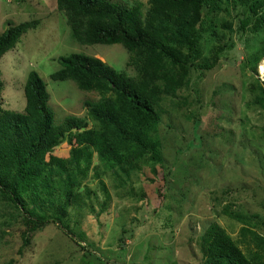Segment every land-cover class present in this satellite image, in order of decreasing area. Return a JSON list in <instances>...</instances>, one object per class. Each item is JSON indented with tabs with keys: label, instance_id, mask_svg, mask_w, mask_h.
Returning <instances> with one entry per match:
<instances>
[{
	"label": "rangeland",
	"instance_id": "obj_1",
	"mask_svg": "<svg viewBox=\"0 0 264 264\" xmlns=\"http://www.w3.org/2000/svg\"><path fill=\"white\" fill-rule=\"evenodd\" d=\"M235 12L217 15L232 22V32L223 28L226 42L231 38L234 46L199 83L191 81L178 92L181 105L163 103L156 130L163 162L143 163L122 184L101 173L110 197L98 217L94 211L104 195L97 178L89 176L90 200L80 189L67 206L64 223L70 233L49 221L29 232L26 244L19 210L0 198V264H203L201 235L212 221L246 254L252 250L239 234L242 224L222 208L232 203L237 211L256 213L254 227L264 236V104L255 99L264 88V58L255 71L249 64L263 45L264 29L242 35ZM32 19L38 20L36 26L0 57V107L24 110L23 86L35 70L46 84L55 125L67 115L85 117L83 101L98 100V93L50 76L60 67L59 57L72 52L136 75L121 44L77 42L56 0H0V34L9 23ZM212 43L205 34L204 54ZM68 148L62 143L54 153L67 156Z\"/></svg>",
	"mask_w": 264,
	"mask_h": 264
},
{
	"label": "trees",
	"instance_id": "obj_2",
	"mask_svg": "<svg viewBox=\"0 0 264 264\" xmlns=\"http://www.w3.org/2000/svg\"><path fill=\"white\" fill-rule=\"evenodd\" d=\"M146 3L147 8L142 0L129 4L119 0H56L77 42L119 43L128 51V62L136 71L131 76L83 53L60 56V67L51 78L73 80L79 89L99 95L96 101H83L85 117L67 115L55 125L46 84L35 70L29 71L23 86L24 110L0 107V198L19 210L26 227L24 244L29 232L49 221L70 233L64 223L67 206L80 189L85 201L90 200L93 192L85 185L89 176L97 178L104 195L94 211L98 217L110 197L101 173L108 172L122 184L131 180L143 163L163 162L156 135L166 110L163 103L181 105L178 92L191 81L199 83L234 46L231 38L226 42L223 28L232 32V22L219 20V13L236 11V29L242 35L264 29V0ZM37 23V19L9 23L0 34V57ZM205 34L213 42L207 54L202 44ZM262 44L251 63L247 61L252 71L264 58ZM260 91L255 99L263 105L264 88ZM62 143L69 146L67 156L54 153ZM222 213L242 224L239 234L252 250L246 254L218 222L212 221L201 235L203 264H264V236L253 223L257 214L237 211L232 203H226Z\"/></svg>",
	"mask_w": 264,
	"mask_h": 264
}]
</instances>
